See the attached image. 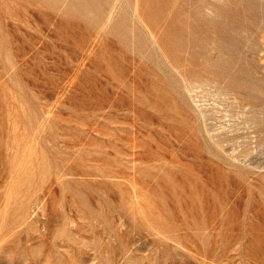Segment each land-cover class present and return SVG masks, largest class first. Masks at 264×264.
<instances>
[{"label":"rangeland","instance_id":"obj_1","mask_svg":"<svg viewBox=\"0 0 264 264\" xmlns=\"http://www.w3.org/2000/svg\"><path fill=\"white\" fill-rule=\"evenodd\" d=\"M0 41V264H264V0H0Z\"/></svg>","mask_w":264,"mask_h":264},{"label":"bare ground","instance_id":"obj_2","mask_svg":"<svg viewBox=\"0 0 264 264\" xmlns=\"http://www.w3.org/2000/svg\"><path fill=\"white\" fill-rule=\"evenodd\" d=\"M3 46V42L0 41V47ZM19 46V45H18Z\"/></svg>","mask_w":264,"mask_h":264}]
</instances>
